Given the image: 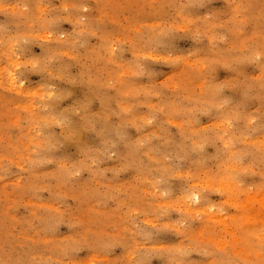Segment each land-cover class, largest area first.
<instances>
[{
	"label": "rangeland",
	"instance_id": "rangeland-1",
	"mask_svg": "<svg viewBox=\"0 0 264 264\" xmlns=\"http://www.w3.org/2000/svg\"><path fill=\"white\" fill-rule=\"evenodd\" d=\"M0 264H264V0H0Z\"/></svg>",
	"mask_w": 264,
	"mask_h": 264
},
{
	"label": "bare ground",
	"instance_id": "bare-ground-1",
	"mask_svg": "<svg viewBox=\"0 0 264 264\" xmlns=\"http://www.w3.org/2000/svg\"><path fill=\"white\" fill-rule=\"evenodd\" d=\"M11 82H12V84H14V83H15L14 79H12V81H11Z\"/></svg>",
	"mask_w": 264,
	"mask_h": 264
}]
</instances>
